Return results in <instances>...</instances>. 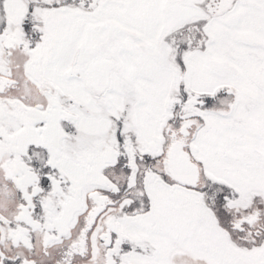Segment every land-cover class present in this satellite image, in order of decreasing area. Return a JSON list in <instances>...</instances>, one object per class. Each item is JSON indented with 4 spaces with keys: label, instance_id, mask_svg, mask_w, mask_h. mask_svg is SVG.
Returning a JSON list of instances; mask_svg holds the SVG:
<instances>
[{
    "label": "snow or ice",
    "instance_id": "1",
    "mask_svg": "<svg viewBox=\"0 0 264 264\" xmlns=\"http://www.w3.org/2000/svg\"><path fill=\"white\" fill-rule=\"evenodd\" d=\"M0 264H264V0H0Z\"/></svg>",
    "mask_w": 264,
    "mask_h": 264
}]
</instances>
